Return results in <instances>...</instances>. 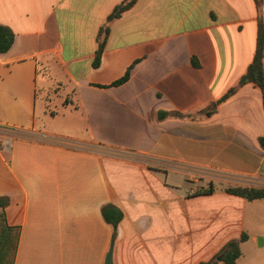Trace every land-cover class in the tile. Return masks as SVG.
Instances as JSON below:
<instances>
[{"label":"crops","instance_id":"0c3cea01","mask_svg":"<svg viewBox=\"0 0 264 264\" xmlns=\"http://www.w3.org/2000/svg\"><path fill=\"white\" fill-rule=\"evenodd\" d=\"M123 1L0 0V264H264V0Z\"/></svg>","mask_w":264,"mask_h":264},{"label":"trees","instance_id":"16d2710c","mask_svg":"<svg viewBox=\"0 0 264 264\" xmlns=\"http://www.w3.org/2000/svg\"><path fill=\"white\" fill-rule=\"evenodd\" d=\"M135 2V0H124L119 5H117L112 13L107 17V21H110L117 16H119L123 11L127 10L132 4ZM257 6L259 4V0H255ZM107 34L106 28H101L99 30V41L97 46V51L95 55V59L93 61V66L96 67L99 63V55L102 50L104 39ZM13 41V34L11 31L0 24V54H4L9 51ZM263 47H264V25L263 23L258 20L257 22V30H256V42H255V49H254V55L252 58L251 63L248 65L246 72L243 74V76L240 78L238 85H242L245 83H251L258 87L261 93L262 97V108L264 112V73L262 68V55H263ZM193 64L197 66V63L195 60H192ZM128 77V72L124 74L122 78L119 80L113 82V85H119L126 81ZM229 91V93H231ZM167 112H159L157 114V117L163 118L167 115ZM259 146L264 149V136L260 137L258 139ZM224 191L228 194H232L235 196H239L241 198H244L248 201L256 200V199H262L264 198V189L262 188H254V187H227L224 189ZM203 192L211 193L213 192V187L208 186L203 190ZM6 204V200L3 197H0V209L2 210L3 207ZM101 216L104 219L106 223H108L112 228V240L115 237V230L116 226L121 220V212L114 207L111 204H106L101 207ZM246 240V235H241L238 239L230 240L228 241L223 249L213 258L206 262H201L200 264H216V258L218 256H221V261L224 264H235V261L240 256V248L239 245L243 241Z\"/></svg>","mask_w":264,"mask_h":264},{"label":"water","instance_id":"95a60500","mask_svg":"<svg viewBox=\"0 0 264 264\" xmlns=\"http://www.w3.org/2000/svg\"><path fill=\"white\" fill-rule=\"evenodd\" d=\"M111 255H112V244L110 245L109 250L107 252V255L105 257L104 264H112L111 263ZM216 260L221 261V256L217 257Z\"/></svg>","mask_w":264,"mask_h":264},{"label":"rangeland","instance_id":"374dc122","mask_svg":"<svg viewBox=\"0 0 264 264\" xmlns=\"http://www.w3.org/2000/svg\"><path fill=\"white\" fill-rule=\"evenodd\" d=\"M207 188V187H206Z\"/></svg>","mask_w":264,"mask_h":264}]
</instances>
